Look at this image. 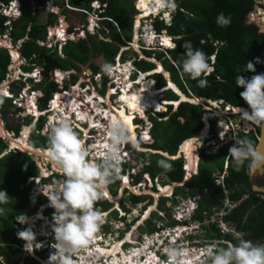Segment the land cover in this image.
Here are the masks:
<instances>
[{"label": "trees", "instance_id": "1", "mask_svg": "<svg viewBox=\"0 0 264 264\" xmlns=\"http://www.w3.org/2000/svg\"><path fill=\"white\" fill-rule=\"evenodd\" d=\"M9 1L0 0V3L8 5ZM18 1L21 4V14L17 18L12 20L5 13L0 12V35L8 33L14 45L20 44L21 56L27 60V64L23 65L25 72H29L35 66L42 67L43 79L35 85L37 89L35 93L39 95L38 105L41 109H46L51 92L57 89V84L54 81H49L51 70L68 71L75 69L80 71L79 63H87L90 58L89 54H92L95 58L98 53L104 56V65L111 66L114 64L121 48L116 42L123 45L124 42L119 35L111 41L108 40L106 30L117 24L122 37L130 41L133 35L134 16L128 14V12L131 8L135 13L137 12L135 0H92L89 2L90 4L88 0H68L69 6L77 8L80 12H84L82 10H87V8L91 9V3L94 4L97 1L106 7L100 13L101 26L97 34L89 33L88 39L80 37L77 41L68 40L62 47L63 55H60L57 45L47 47L41 44L47 41L48 28L57 19V15L50 12L45 23L39 20L41 10L39 8L34 10V1L43 3L46 0ZM176 4L177 7L172 14L170 24H166L159 17L153 21V27L158 34L161 31H166L169 36L173 37L175 46L167 51L171 53V57H167L163 49L158 51L145 49V55L150 58L155 54L158 59H162L164 69L170 72L171 81L188 96H190L189 91H191L197 97L204 96L214 100L224 99L228 105L248 107L240 97L243 89L236 87L235 77L240 74L246 78H251L253 75L264 73V32L260 30L257 24H251L245 20L246 15L255 10V0H176ZM60 10L58 7L57 12L60 13ZM74 11L77 10L74 9ZM221 14L229 20L226 26H220L217 23V18ZM62 22V26L56 27L54 25L52 31L63 35L61 28L64 29L66 25L63 20ZM71 31L72 27L69 29V32ZM186 42H190L194 49L203 51L208 57L209 65L213 67V71L203 77L207 80L206 87H199L197 81L190 79L181 71V62L185 53L183 45ZM92 44L95 45L94 48L91 47ZM125 54H127V51L122 54L124 59L126 58ZM213 55L215 56L214 61L212 60ZM257 58L260 59L261 63H256ZM249 61L255 64V73L243 72L244 66ZM11 63L8 48L0 47V85L6 79ZM134 64L137 72H149L155 69L156 66L155 63L145 58L136 59ZM90 68L95 69L93 64L90 65ZM70 76L74 83L77 80V75L71 73ZM152 77L156 81L157 88L166 86V78L163 74L153 73ZM29 80L32 81V79ZM107 81L108 77H106V73H103L104 89ZM24 86L25 82L22 80L11 82L10 89L14 98H1L2 113L14 106V99L21 94L20 90ZM167 93L168 100L177 99V95L171 90H168ZM66 94L67 92H59L55 95L53 93L52 99L64 100L67 97ZM34 98L28 97L27 102L32 104V111L35 114L39 109L35 106ZM172 108V106H168L166 113L149 114V121L152 123L153 143L148 148L162 150L168 152L171 156H175L183 141L201 132L204 127L202 117L206 110L202 105L191 104L187 101L181 102L177 110L170 114ZM44 124V117H41L33 126L31 139L27 140L29 145L48 148V137L40 132ZM21 126V124H18L14 127L17 133L20 131ZM28 127L30 126L25 127L23 131ZM215 130V122H212L211 132L217 138ZM17 137L19 136H15V138ZM240 137L242 142L250 141L255 146L256 138L251 135V132H241ZM231 147L232 144H227L221 147L217 154H207L206 147L202 146L197 175L188 180L185 185L176 186L172 199L163 198L159 204L160 210L165 211L170 216L173 208L166 207L165 201L171 200L173 204H177L179 201L177 196H186L188 188L195 187L201 196L196 217L202 219L203 212L219 205L226 195L237 199L242 194L250 192L252 187L247 170L252 162V157L244 160L237 169L234 167L233 158L229 154ZM7 148V140L0 135V190L6 191L10 197L7 203L0 204V208L3 209V213L0 214V264H19L20 255L23 253V240L19 238L17 229L23 231L27 228V224L21 225L17 217L21 214L27 217L32 214V210L27 207V187L21 191L20 186L27 182L28 177H38L40 171L32 159V155L19 149H13L2 155ZM138 155L143 159H148V163L143 165L136 175V182H140L143 174L146 173L149 174L154 183L156 179L162 178V185L181 182L184 179V159L182 157L170 159L159 153L148 151H139ZM161 159H165L172 164L170 171H165L157 165V161ZM226 160L228 161V168L224 185L216 184L212 174L216 172V169L218 172L223 171ZM127 166L130 165L122 166V173L127 171ZM44 181L46 182V179ZM120 184L121 178L108 186L115 194L117 189L120 188ZM20 195L24 196V201ZM144 196L129 192L128 199L136 205L144 200ZM98 206H103L106 211L112 204L105 200L102 195L94 203V208ZM123 209L126 213L130 211L124 206ZM52 211L53 208H50L49 212ZM154 217L162 219L163 215L153 212V217L145 220V224L138 227L139 230L146 233L159 231L160 228L154 223ZM111 218H117L116 210L111 212L109 219ZM120 219L124 220L125 217L121 216ZM228 219L236 225L244 240L255 244H264V202L249 199L237 207ZM168 224L172 226L175 222L170 221ZM102 226L105 229L110 228L108 223ZM205 229L206 232L203 238L206 240V244L213 243L215 246H226L227 244L218 242V240H232V237L224 236L214 225H206ZM125 231H121V237Z\"/></svg>", "mask_w": 264, "mask_h": 264}, {"label": "rangeland", "instance_id": "2", "mask_svg": "<svg viewBox=\"0 0 264 264\" xmlns=\"http://www.w3.org/2000/svg\"><path fill=\"white\" fill-rule=\"evenodd\" d=\"M90 1H92V0H88V3ZM68 3H69L68 0H46L43 3H37L34 1V10L38 9V8L41 10L40 19H39L41 22L45 23L47 21L48 14L50 12H53L55 15H57L56 22L54 24H51L48 28L47 41L44 43H41V44H44L47 47L52 46V43H54V41L56 40L55 33L60 35L58 32L52 31V28H54V25L56 27L62 26V24H63L62 20L64 21V23L66 25L67 31H69L70 27H72V31H71L69 37H70V39H72L74 41H77L80 37L88 39L89 33H91L93 35L97 34V31H98L97 28L98 27L96 26V28L92 30V23L89 24L90 19H89L88 14H85L84 12L74 11L73 7L69 6ZM98 3L101 4V2H97L94 4L91 3V7H93L90 11L91 14H92V12H94L95 9H97V13H99L100 9H99ZM16 5H17V3H15V6H13V8L9 11L10 15H14V16L17 15V6ZM53 5L56 7L53 8L52 7ZM6 7L7 6L0 4V12H3L4 9H6ZM58 7L62 10V11L60 10V13L57 12ZM139 7H140V3L137 4V0H135V8L139 9ZM53 9H55V10H53ZM87 10H88V8H87ZM82 13H84V14H82ZM168 13H170V15H171V11H169ZM168 13L166 15L167 19L169 17ZM154 15H156V13H154ZM137 16H139V15L134 14V22H136V23L140 22V20L137 21ZM90 17H92V16H90ZM151 17H153V16H151ZM151 17H146L140 22L141 27L138 28V34L140 33L141 36H140L139 40L138 39L136 40L138 42L137 46H135V34L137 33L136 26H134L133 35H132V38L130 41L126 38H122V35L120 34L119 28L117 25H115L113 28H108L106 30V33L108 35L107 39L112 40L114 37H117V35H119L124 42V45L120 44L121 48H123L127 51V54H125L126 58L124 59L123 57H121L120 62H126V63L121 65L123 67H122L120 73L115 74V72L113 73V71H111L112 73L104 72L102 70V66L104 65V56L99 54V53H98L97 57L92 58L89 66H86V63L85 64L81 63L83 65V67L80 69V71L72 69V70L64 71L62 73L61 71H58V70H57V72L51 70L49 81H54L57 84V90L53 91L54 95H55V93H59L62 90H67L68 92L66 94L67 97L64 100L54 99V101L55 100L58 101L57 102L58 108L61 109V111H59L60 112L59 114L52 116V115H49V112H47V113H45L44 116L39 117V119L41 117H44V120H45L44 127L40 131L41 134L48 137L49 128L54 123L55 119L57 121H62L63 119L66 120V118H67L68 121H70L72 123V120H70L69 116L66 114V112H68L70 110L69 109L70 106L68 104L69 97L73 100V102H76V101L82 102L84 104L82 107L87 108V115L82 116L84 118H91L89 116V114H91L90 106H95V104H96V106L99 108L101 113L97 112V110L95 109V111H93L92 114L94 116L96 115V117H94L95 121L102 123V126L99 127V125H98V129H96V127H90L86 132H84V134L77 131L76 127H73V128L77 132V134L80 136L82 141H84L83 143H84L85 147L89 151L93 152V153L89 154V157H88L89 162H91V163L99 162V160H97L96 158H97V156L101 155V152H102V150H101L102 147H100L101 143H105V144L108 143V136H107L108 126L112 120L116 119V118H114V115L112 113V109H114V107H116V106L118 107L119 105H121L119 100H120V95L122 94V92L124 91V88H125V81H129L128 76H130V78H132V80H134L133 79L134 75L137 72L134 61L136 59L145 58L146 60L155 63V61H153V59H157V61L162 64V59H158L155 54L152 55L153 57L149 58L145 55L144 50L142 49L144 47H149L152 45L151 41L153 39L151 38L150 34H151V30H152L151 26H152L153 21L150 19ZM263 17L264 16L260 15V12H258V15L256 17V22L254 23L260 27V30L262 32H264V23L262 22ZM94 18H96V16ZM171 21H170V23H171ZM154 33H155V31H154ZM164 34H167V32L161 31L160 35H156V36H161V38H162V35H164ZM152 37H153V35H152ZM161 38H159L160 41L162 40ZM170 43H171L170 45H166L165 42L164 43L162 42V45L164 47L158 43H155L154 44L156 46L155 51H158L162 47V49L166 52L165 53L166 56L169 57L170 53H168L167 51H168V49L174 47V45H172L171 41H170ZM63 44H64V42L62 41L61 45H63ZM61 45H60V47H61ZM9 46L10 47L13 46L12 47L13 49L19 50L20 44H18L17 46H14V44H11V39H10V36L8 33L4 34V35H0V47H8L9 48ZM91 47L94 48L95 45L92 44ZM59 49H58V51L60 53L61 49L60 50ZM8 50L11 52V54H13L12 50L10 48ZM61 55H63V54H61ZM13 61L14 60H12V63L9 66V72L7 74L5 81H3L0 85L2 87V84L3 85L5 84L3 89H0V92L2 91V93L6 94V95L9 93V95H10L9 97H11L12 92L10 89V85H11V82H13V81L19 82V80H22L25 82V86H24V88H22L20 90L21 94L19 95L18 101H16V102L14 101V104H13L14 106L10 107L5 113H2V108H1L2 105L0 102V125L2 124L5 128V130H7L8 133L12 134L13 137L20 136V134L23 132V129L27 126H30L29 131H27L23 135V136H25V139L28 138L27 140H30L31 135H32L33 126L38 121L35 122V124H34L35 118L32 119V116L29 115V114L33 113V111H32V108L30 107V103L27 102V99H28V97H35L34 102L38 105L39 95L35 93V91L37 90L35 88V85L37 82H39L40 80L43 79V74L41 73L42 67L37 66L38 67L37 69H35L36 67H34L31 70L32 73L28 72V73H30V74H28V73H25L24 68H23L24 67L23 65L27 64L26 59H24L23 57L20 56V59L16 63V67H14L15 62H13ZM92 64L94 65L95 69L90 68V65H92ZM211 68L213 69V67H211ZM54 70H56V69H54ZM71 73H74L77 75V80H75L74 83H73V80L70 76ZM103 73H106V77H108V81L106 83L105 89L103 87ZM114 74H115V77L113 76ZM28 75L35 77V81L29 80ZM56 75H58L59 77ZM138 75H139V73L137 72L135 79L137 78ZM152 75L153 74H151V76H149V78L151 80H153L152 86H153V88H157L156 81L152 77ZM112 76H113V78H112ZM136 81L134 83H132V82L131 83L134 84L133 87L137 88V87H139V84H137ZM167 82L168 81L166 80V84H167ZM6 83H7V85H6ZM116 84H118V86L120 87V88H118L117 91L112 89L113 86H115ZM85 85L89 86V90H86L88 88V86H86L85 88H81V86L84 87ZM89 91H91V92H89ZM167 91L168 90H164L161 94H159L157 96L156 102H154V106H153V108L155 110L152 108L147 109L148 107H146L142 110H136L132 113V115H133L132 119H134L133 120L134 124H135V126H137V129L135 127L136 130L135 129H132V130H134V133L136 132L137 141H138L137 143L139 146H138V148H133L131 144H126V146L124 148V150H126V152H125V156L121 158L120 169L124 165H130V166L126 167L127 171L125 173H122L120 171L119 175L121 177V184H120V188L117 189L116 193L114 194L109 186L106 187L108 189V191L110 192V195L112 197L110 200L109 199H105V200H108L109 203L112 204V206L106 211L104 210L103 206H98L97 208H95L96 210H98L100 212L101 216L103 217V221H104L103 224L108 223L110 228L105 229L102 226L103 231H101V229H100V231L96 234V236L102 237V239L98 240L97 238H94L92 244H90L88 246V250H90L92 252H93V249L98 250L100 248H104L106 250H111V248L116 243L117 244L121 243L124 251L120 250L122 248H120L117 251L118 256L121 257L123 253L131 254L135 249L136 250H138V249L142 250L144 248L145 242H147L148 240H150V242H152L155 239V240H157L158 243L157 242L153 243L152 247L151 246H150L151 248L149 247L150 249L147 248V249H145V252H143V256H142V258H140V260H142L143 262L147 261L148 257L150 256V252H152V251L154 252V254L157 253L156 257L158 259H159V257H161V259L162 258L165 259L166 254L163 253V250L166 249L167 247H169V245L170 246L180 245V247L185 248L186 250L189 251V254L192 258V261H194L195 259L193 258V255H195V253H196L195 251H197L198 248L200 247V245L198 247V244H200L202 242L204 243L203 238L198 239V240H196L197 239L196 238V239L190 240L189 242L184 241L183 243H180V244H177V243L176 244H170L169 241L171 240V237L169 239L168 236L171 232L169 233L168 230H169V227H171V226H169L170 224H168V223L170 221H174L175 222L174 225L175 226L178 225V223L174 220V219H176L174 216L176 205L173 204L171 200L165 201L166 207H172L173 208V210L171 211V214L173 215V217H169L168 214L165 213V211L160 210L159 204L161 203L163 198L172 199L173 195L171 197L169 195L171 194L174 185L172 186L171 184H168L169 186H172V190H171L170 194L169 193H167V194L161 193L157 197L155 195L158 194L159 191L154 190V189L158 188V186H159L160 190H161V188L164 189V185L161 184V182L163 181L162 178L156 179L155 183H154L153 181H151V182L146 181L147 176H149V175L143 174L142 180L140 182H136V175L140 172L143 165L148 163V159H143L142 157H140L138 155L139 151L147 152L146 150L151 149V148H148L149 145L152 143V139H148L149 135L152 138V135H151L152 123L149 121V114L150 113H154V114L155 113H166L168 111V109L165 107V104L162 103L165 100H166V102L169 101ZM63 92L64 91H62V93ZM190 92L191 91H189V94H190ZM51 94H52V92H51ZM193 96L195 98L197 97L194 94H193ZM189 97H191V96H189ZM194 97H192V98H194ZM1 98H2V96L0 95V100H1ZM93 99H94L95 103H94ZM50 100H52V98H50L48 100L46 108L50 105ZM216 100H220L221 103L218 104V102H217L218 105H214V106L208 105V104L203 103V102L200 103L202 105V107L206 110V112L203 114V117H202L203 122H204V127L202 130H204L206 128L208 130V133H207V137L205 139H203L202 143L197 145L199 153H200V150L203 146V143L206 147L212 146V144H213L212 138L214 137V134L211 132L212 122H215V126H216L215 133L217 135L216 137H218V135H221L218 133L222 132L224 130L223 126L228 131H229L230 127L233 129L232 131H230V134L228 133V131L225 130L227 132V134L223 136L224 139L213 144V147L211 149L214 153H218L220 148L224 147L227 144H232V146H233L234 143H237V144L241 143L242 142V138L240 137L241 132L249 133L248 129L245 128V124L242 120V118H243L242 112L239 111V112L234 113L235 111H233V110L235 108L234 109L231 108V106H233V105H231V104L227 105L228 103H226L224 99H216ZM176 103H178V102H176ZM178 106L172 108L173 112L177 110ZM219 106L222 109H220ZM228 107H230L231 109ZM237 107H239V106H237ZM19 108H21V110H19ZM54 108H55V106H54ZM39 109H40V107H39ZM220 111H225V112L222 113L223 115L222 114L220 115V114H218ZM53 112H54V110H53ZM135 114H136V117L134 118ZM235 118L238 120L235 121ZM85 121H89L91 123L92 120L90 119V120H85ZM18 124H21L22 126H21L20 131L17 133V131H16V129H14V127L17 126ZM80 124L84 125V123H82V121L80 122ZM96 124H98V123H96ZM91 125L92 124H90L89 126H91ZM229 125H230V127H229ZM248 125H251V127H253L252 123L249 121H248ZM79 127H82V126L79 125ZM131 127L132 126H130V128ZM102 128L104 131L102 130ZM132 128H134V127H132ZM139 133H140V136L138 135ZM0 134L3 135V132L1 131V129H0ZM102 134H104V135H102ZM197 135L198 134H196L195 136H197ZM3 136L7 140V142H9L7 137L10 135H7V136L3 135ZM104 136H106V137H104ZM195 136H193L194 138L193 137L192 138L198 140L197 137L199 135L197 137H195ZM188 140H190V139H188ZM183 144H182V146H183ZM182 146H181V151H183L182 153L184 154L183 158H186V160H187L186 150L182 149ZM11 147H16V146L12 144ZM122 147H123V145H121V148ZM22 152H24V151H22ZM32 159L35 161V164L38 165V169L40 171V173H39L40 176L43 177V175H44L46 177L45 179H46L47 185L41 186V184L39 183L40 180L38 178L36 180H34L32 183H29L31 178L30 179L28 178L27 182L24 185L20 186L21 191L25 190V188L27 187V193H28L27 207L29 210H32V212H31L32 216L31 215L28 216L29 222L27 223L26 229H30L31 226L33 228L35 227L34 229H32V231L34 232L36 239L31 242V251L30 252L33 255H31L30 252H27L25 250L26 249L25 248L26 242L23 241V244H22L23 253H21V255H20L21 257H20L19 264H23V263H26V264H46L47 262L51 261L52 257L55 256L53 254H55V251H56V241L54 240V233H53V227H54L53 214H54L55 210L53 209L52 212H49V209L52 207L50 206V201H49L48 197L56 192V189L58 188L60 183L64 180V176L61 172L55 171V170H57V168L48 159L44 158L43 156L33 154ZM211 163H210V165H211ZM215 171H217V169ZM125 174L127 175V177H124ZM188 175H189V173H188ZM127 180H129V184L127 186H124V182ZM174 183H177V182H174ZM160 186H162V187H160ZM36 187H38V188H36ZM174 188H175V186H174ZM114 190H116V188H114ZM129 192L134 193L136 195H145L144 196L145 198L142 202L135 205L128 199ZM155 192H158V193H155ZM160 192H162V190ZM103 196L107 197V194L105 193ZM20 197H21V199L23 198V201H24V196L20 195ZM114 197H116V199H113ZM181 197L183 198L182 199L183 201L185 199H187V198L184 199L185 196H178L177 198L180 200ZM37 199H38V201H36ZM37 204L38 205L42 204V205L38 206V208H37ZM123 206L130 210L129 213L125 212V209H123ZM116 208H118V209H116ZM149 208H152V210L150 211V214L145 217V214ZM113 210H116V211L118 210L117 211V218L109 219V216ZM153 212H157L161 216L163 215L162 219L154 217V223H156L157 226L161 227V230L159 231L160 232L159 236H156L157 234H146L145 232L140 231L138 228L141 224H145V220L153 217ZM121 216H124L125 219L121 220L120 219ZM41 218H43L42 222L37 221L38 219H41ZM185 219H186V217H185ZM195 219H197V218L195 217ZM52 222H53V224H52ZM190 226H192V225H190ZM124 230H126V231H125L124 235L121 237V231H124ZM17 231L20 232L19 229H17ZM130 233H131L132 238H130ZM195 234H197V232H195ZM161 235L163 238L160 237ZM165 238H166V240H163ZM51 239H53V242L48 243L47 241L48 240L51 241ZM160 239H162L163 242ZM129 242H131L132 244ZM163 245H165V247L161 249V247ZM188 247H190V248H188ZM82 252H84V251L78 252L77 254L73 255L74 257L73 258L71 257V260H73V261L79 260L80 257L83 256V254H84ZM118 258L115 256H111L109 258V260L111 262L112 260H115ZM133 258H136V256L135 257L133 256ZM109 260L105 261L104 259L100 258V260H98L97 263L107 264ZM58 261H59V259H58ZM206 261H205V263H206ZM111 263H113V262H111ZM58 264H60V261L58 262Z\"/></svg>", "mask_w": 264, "mask_h": 264}, {"label": "clouds", "instance_id": "3", "mask_svg": "<svg viewBox=\"0 0 264 264\" xmlns=\"http://www.w3.org/2000/svg\"><path fill=\"white\" fill-rule=\"evenodd\" d=\"M15 3H17L16 5L17 15L16 16L10 15L9 13V11L13 8V6H15ZM2 5H5V4H2ZM5 6L7 7L6 9H4L3 13H5L10 19H15L21 14V8H20L21 4L18 0H10L8 5H5ZM156 6L163 9L162 11H160V13H161V16H164V14L168 13L169 11H171V14H173V12L175 11L177 7V4H176V0H157ZM52 7L54 8L56 6H52ZM100 7L102 8V3L99 4V9H100L99 13H97V9H95L94 12H92L91 14L90 11L93 7H91V9H88V10H82L84 11V13L88 14L89 19H90L89 24H91V21H92V30L95 29L96 26L98 27L97 29H99L101 26L100 13L102 11ZM73 9L80 12L75 7ZM90 16H92L93 18ZM95 16L96 18H94ZM154 17L157 18L158 16L156 15ZM217 23L220 26H226L229 23V20H227L223 16V14H221L217 18ZM153 30L155 31V33ZM70 33L71 32L67 31V29H66V34L58 35L57 33H55L56 40L54 41V43H52L51 47L57 45L58 49L59 48L61 49V52L59 53L60 55L62 54V47L66 44L68 40H72L69 37ZM150 35H151V38L153 39L151 41L152 48L150 49L155 50L156 48V46L154 45L155 43H158L161 46H163L162 41L159 40L161 36H156L160 34L157 33V31L155 30L153 26H152ZM62 41L64 42L63 45H61ZM11 44H13L12 41H11ZM183 47L185 49V53H184V58L181 62L182 73L187 75L190 79L197 81L199 87L201 88L206 87L207 80L206 78H203V77H206L207 74L213 71V69L211 68L212 66L209 65L207 55L199 49H194L190 42H186L183 45ZM9 48L11 49L12 47H9ZM150 49L147 48V50H150ZM10 55L12 56L11 60H13V54H11V52H10ZM20 56H21V53H20ZM213 56H212V60L214 61L215 56L214 58ZM121 63L125 64L126 62H121ZM256 63H261L259 58L256 59ZM35 67H36L35 69L38 68L37 66ZM57 70H60V69H56L53 71L57 72ZM102 70L106 73H110L112 71L111 66L107 64L102 66ZM29 72H31V70ZM243 72L255 73L256 72L255 64L251 61L247 62L246 66H244L243 68ZM25 73H28V72H25ZM138 73L140 75L139 71ZM160 74L164 75V73H160ZM139 75L137 76L136 79L139 78ZM135 76H136V73L133 78L134 80H136ZM28 78L32 79V81H35V77L33 76H29ZM235 85L237 88L243 89V91L240 93V97L248 105L249 110H241L244 119H246L247 121L255 125L264 126V73L253 75L251 78H246L243 75L237 74L235 77ZM165 87L166 86L162 88H157V89L161 90V89H164ZM166 90H171L177 96L179 94L173 88H168ZM179 90L183 92L180 88ZM52 94L50 98H52ZM1 96L8 97V98H14L12 93H11V97H9L10 96L9 93L7 95L2 93ZM18 99H19V96L15 98L14 101L16 102L18 101ZM52 100H50V105L46 109H41V108L39 109V105L35 103L36 108L39 109L40 113H43V114L39 116H35L34 112L29 114L31 116L33 115L32 116L33 119L35 118L34 124L35 122L38 121L39 117L44 116L45 113L49 112V115H52L54 113ZM175 100H178V99H175ZM168 106L173 107L174 103H171V101H167V104H165V107L168 109ZM233 107H237V106H233ZM242 107H245V106H242ZM73 113H71L72 116L69 117L70 120H73ZM202 121H203V118H202ZM83 123L86 124V121H83ZM136 129H137V126H136ZM0 135L4 137L2 134ZM138 135L140 136V133ZM107 136L109 138L108 143L102 145L101 155L97 156L96 158L97 160H99V162L91 163L89 162L88 157H89V154L93 152L89 151L85 147L82 139L77 134V132L74 130L72 123L70 121L62 120L59 122L55 119L54 123L49 128L48 149L46 153L47 159L64 176V180L60 183V185L56 189V192L48 197L50 201V206L55 210L53 214V219H54L53 233H54V240L56 241V251H55V254L53 255H56L59 258L60 264H71V257L77 254L78 252L87 251L88 246L92 244L94 238H97L98 240L102 239V237L96 236V234L102 228L104 221H103V217L101 216L100 212L94 208V203L98 198H100L102 195L105 194L103 190L106 189L108 185L114 183L115 180L121 178L119 175L121 171L120 162H121V158L125 156V152H126V150H124L125 148L124 144H131L133 148H138L139 146L137 141L133 138L132 131H131V128H130V125L127 119L124 117L114 119L110 122L108 126ZM214 138L215 137H213L212 139ZM218 138H219V135L217 139ZM148 139H152L150 135ZM218 140L220 141V139ZM185 141H187V139ZM185 141H183L182 143H184ZM152 143H153V139H152ZM121 145H123L122 148H121ZM203 146H205L204 143H203ZM212 147L213 145L206 147L205 151L207 154H217L214 152H211V153L207 152V151L212 150L211 149ZM150 150H153V149H150ZM229 154L233 158L234 167H236L237 169L244 162V160L248 159L249 157L257 158V159L259 158L258 153L256 152L253 144L250 141H244L239 144L234 143V145L229 150ZM176 156L177 154L171 157H176ZM181 157L182 158L184 157L183 153L181 156L176 157L174 159L181 158ZM183 159H184L183 169L185 171L184 179L188 181L192 179L198 173L200 153L198 152L197 172L195 173L193 171V173L190 174L191 176L188 175V172H186V169L184 168L186 164V158H183ZM157 165L161 167L162 169H164L165 171H170L172 169V164L169 163L165 159H161L157 161ZM227 168H228V161L226 160L223 171L226 170L227 172ZM223 171L221 172L216 171V172L222 173ZM187 176H190V177L187 178ZM124 177H127V175L125 174ZM37 178L40 180L39 183L41 184V186L47 185L46 182L44 181L46 177L39 176ZM146 181L151 182L152 179L149 176H147ZM177 183H180V182H177ZM173 184L175 183L172 182L171 185L173 186ZM216 184H219V183L216 182ZM220 184L224 185V180H223V184L222 183ZM167 185H164V186H167ZM178 186H182V185H178ZM154 190L159 191L160 190L159 186L158 188H155ZM173 192H174V186H173L171 195H173ZM155 193H158V192H155ZM194 194H199L197 192V188L195 187L189 188L188 194L186 195L187 197L186 196L184 197V199L187 198L185 199L186 204H188V200L191 199L188 197H192ZM9 198L10 197L8 196L6 191L0 190V204L7 203ZM200 199H201V196L199 198V201ZM199 201H198V209H199ZM198 209L196 210V212L198 211ZM2 213H3V209L0 208V214ZM195 217H196V214H195ZM17 220L21 225H25L29 222V218L23 214L17 217ZM42 220L43 218L38 219L37 221L42 222ZM175 221L178 223V226L172 225L171 227H169V230H168L169 233L171 232L168 236L169 239L171 237V240L169 241L170 244H176V243L180 244V243H183L184 241L189 242L190 240L194 238L195 239L197 238L196 240H198L200 229L198 227H195V224H196L195 220L191 218L189 219L188 217H186V219H184L183 221H178V220H175ZM183 225H186L187 227H189V229L183 228L182 227ZM158 227L160 228V226ZM175 227H177L178 229H176V231L174 232L171 229ZM34 228L31 226V229H25L18 233L19 238L26 242L25 248H26V251H29V252L31 251V242L36 239L35 234L32 231V229ZM195 232H197V234H195ZM154 234H157L156 236H159L160 232L157 231ZM203 234L205 235V233ZM173 237H174V241H172ZM163 240H166V238ZM238 241L239 242L236 244H227L226 246H219V245L215 246L213 243L206 244V240L204 239V243L202 242L198 244V245H201V247H199L200 249L198 248V250L195 251L196 252L195 255H193V258L195 259L194 261H191L192 258L188 250H186L183 247H180V245H173V246L169 245V247L164 249L163 252L164 254L168 256L170 264H190V261H191V264H264V244H255L251 241L244 240L242 238H238ZM47 242L52 243L53 239H51V241L48 240ZM218 242H221V241L218 240ZM211 245L214 247L208 248V246H211ZM164 247L165 245H163L161 249ZM121 248H122V245H121ZM93 256L95 258H98L99 256L98 250L93 249ZM160 258L161 257H159V261H160ZM93 264H95V261H93Z\"/></svg>", "mask_w": 264, "mask_h": 264}, {"label": "bare ground", "instance_id": "4", "mask_svg": "<svg viewBox=\"0 0 264 264\" xmlns=\"http://www.w3.org/2000/svg\"><path fill=\"white\" fill-rule=\"evenodd\" d=\"M156 5H157V0H140L139 10L141 12V15L137 16V21L140 20V22H141V18L142 17H146L148 15H151V14H154V13H157V12H160V11L163 10V9L157 7ZM263 14H264V12H263ZM140 22L136 23V25H135L136 26V31H137V33L135 34V46H137V43H138L136 40L139 37L138 28L140 26ZM262 22L264 23V17H263V21ZM169 38L170 37L167 34H164V35H162V38H161L162 40L161 41L163 43L165 41H167V43H165V44L166 45H170L171 43H170V39ZM11 50H12V53H13V60H14L13 62H15V66L14 67H16V63L20 59V53L16 49L11 48ZM153 61H155V63L158 64V67H157V71L156 72L160 71V73L163 72L164 75L166 74V76L168 77L169 84L167 82V84H166L167 86L164 89H161V90H158L157 88H153V86H152V81L153 80H151L149 78V75L150 74L149 73L142 72L140 74L138 80L136 81V83L139 84V87L136 88V87H133L134 84H132L130 82V80H129L130 78L128 77V80L129 81H125L124 91L120 95V100L119 101H120V104L121 105H119L118 107L117 106L114 107V109L111 108L112 111H113V113H114V115H115V117H116V119L117 118H120V117H124V118L127 119L129 125H132L133 126V120L134 119H132L133 118L132 113L134 111H136V110H142V109H144L146 107H148L147 109H149V108L154 109L153 106H154V102H156L157 96L159 94H161L164 90L168 89V88H173L174 90H176L178 93H180L181 98H182V99L178 100V103H176V105L174 104L173 107H177L180 104V101L187 100L188 98H190V97H186V95L179 90L178 86L175 83H173V81H171L170 72L166 71L164 69L163 65L160 62H158L157 59H153ZM58 71H60V70H58ZM56 76H58V75H56ZM28 77H29V75H28ZM6 85H7V83H6ZM4 86L5 85H3L2 87H0V89H3ZM1 94H2V91L0 92V95ZM191 100H193L195 102H200L201 101V99H197L195 97H194V99H191ZM169 101H176V100H169ZM52 103H53L52 105L54 106L56 104V100L55 101L52 100ZM162 103L163 104H167L166 101H164ZM68 104L70 106V108H69L70 110L68 109L69 111L66 112V114L69 117L71 116V113H73L75 111L77 113V117L78 118H82L83 120H90L91 119L92 120L91 121V124H92L91 127H93V126L94 127H98L99 123L95 121L94 117H96V116H94L93 114L92 115L89 114V116L91 118H84V117H82L83 115H87V108L82 107L84 104L79 105L77 102H73V100L71 98L68 100ZM214 105H217V102H214ZM228 108H230V107H228ZM244 109H246V108H243V107L240 106V107L235 108L233 111H235L234 113H236V112H239V111L244 110ZM223 112H225V111H220L218 114L221 115ZM59 113H60L59 111H55V113L52 114V116L53 115H57ZM42 114L43 113H40V111H37L35 113V116H39V115H42ZM134 116H136V114ZM63 120H65V119H63ZM66 120H68V119L66 118ZM86 123L89 124L90 122L89 121H86ZM96 123H98V124H96ZM229 127H230V125H229ZM0 129L3 132V135H5V136L10 135L8 137L10 138V145L11 146L13 144L16 147L20 148L21 150H27L28 152L34 153V154L39 155V156H43L44 158L47 159L46 153H47V149L48 148L47 149L40 148V147L38 148V147H35L33 145H29L28 142L25 140V136H23V135L25 134V130H27V129H25L23 131V133H21V135L19 137H17V138L13 137L10 133H8V131L5 130V128H4V126L2 124L0 125ZM29 129H30V127H29ZM132 129L133 128H131L133 138L136 140L134 130H132ZM230 129H231V127H230ZM206 130L207 129L205 128L203 130L204 132L201 135L202 141H203V139L206 138L205 137ZM195 141H196L195 139L191 138L190 140L186 141L184 144L182 143L183 146L181 145L182 146V149L186 150V153H187L186 154V157H187L188 163L186 162V165H187V169H188L189 175L192 174L193 171L196 170V166H197V163H198V155L196 153L197 152V145L198 144ZM199 142H201V141L199 140ZM103 144H105V143H101V146L100 147H102ZM180 150H181V148H180ZM182 152L183 151H181V153ZM43 177H45V176L43 175ZM128 184L129 183L127 181L124 182V186H127ZM167 186H164V189L161 188L162 192H160L161 190H159V193L156 194L155 196L158 197L161 193H163V194L169 193L170 194V192L172 190V186H169V185H167ZM160 187H162V186H160ZM103 191L107 194V197L110 200L112 196L110 195V192L108 191V189L106 188ZM113 199H116V197H114ZM151 210H152V208H150L146 212L145 217L150 214V211ZM30 229H31V227H30ZM160 237H162V235ZM174 237H175V235H174ZM174 237L172 238V241H174ZM130 238H132L131 233H130ZM160 240L162 241V239H160ZM155 242H157V240H155V239L152 242H150V240H148L147 242L144 243V248L142 250H139V249L136 250L135 249L131 254L123 253L121 257H119L118 254H117L118 253L117 251L121 248V243H119V244L116 243L111 248V250H106L104 248L98 249L99 250L98 251L99 252L98 258H95L93 256V252L92 251L87 250V251L82 252L84 254H83V256L80 257L79 260H77V261L71 260V264H93V261H95V264H99V263H97V261L100 258H104L105 260H109V258L111 256H115V257H117V258L119 257V258L118 259H115V260H112L111 262H113V263H111L110 260H109L107 264H157V262L159 261V259L156 257L157 256L156 255L157 253L154 254L153 251L150 252V256L148 257V259H147L146 262H143L142 260H140V258H142V256H143V252H145V249H147L150 246H152L153 243H155ZM120 250H122V249H120ZM133 256L134 257L136 256V258H133ZM58 259L59 258L55 255L54 257H52L51 261L47 262L46 264H58V262H59ZM191 261H190V264H191ZM159 262L160 263H163V262H161V260Z\"/></svg>", "mask_w": 264, "mask_h": 264}, {"label": "built area", "instance_id": "5", "mask_svg": "<svg viewBox=\"0 0 264 264\" xmlns=\"http://www.w3.org/2000/svg\"><path fill=\"white\" fill-rule=\"evenodd\" d=\"M255 10L250 12L249 14H247L245 20L248 23H255L256 22V17L258 15V12H260V15H263L264 12V0H255ZM141 15V14H140ZM156 15L161 19L164 20V22L166 24H170V21L172 19V14L170 15V13H168L169 17L167 19L166 15L167 13L164 14V16H161L160 12H157ZM156 15H148V17H151L150 19L152 21H154V16ZM146 18V17H142L141 21ZM170 18V19H169ZM170 20V21H169ZM153 26V23H152ZM151 26V27H152ZM141 27V25L139 26ZM62 34H66V28H62ZM140 34V33H139ZM170 41L173 42V37H170ZM172 45H175L174 43H172ZM144 48H152V46L149 47H144ZM125 49L121 48L119 53L117 54L116 58H115V63L111 66V69L113 71V73L115 72V74L120 73L121 69L123 66L121 61V57H122V53ZM214 58V56H213ZM125 66V65H124ZM136 67V66H135ZM137 69V68H136ZM140 72V71H139ZM112 73V72H110ZM141 73V72H140ZM115 74L113 75L115 77ZM112 76V78H113ZM130 78V76H128ZM130 82L134 83L136 80H132V78L129 79ZM88 86V85H87ZM89 88V86H88ZM88 88L86 90H88ZM118 88H120L118 86V84H116L115 86H113L112 89L114 90H118ZM65 93L68 91H64ZM219 138L220 140H223V136L227 134V132L225 130H223L222 132H219ZM149 137V136H148ZM217 138L212 139L213 144H215L216 142H219ZM218 140V141H216ZM212 144V145H213ZM208 153L213 152L212 150L207 151ZM184 168L186 169V172H188L187 169V165L185 164ZM195 173L197 172V166H196V170L194 171ZM227 175L226 170L223 171L222 173H215L213 174L215 181L217 183H222L223 184V180L224 177ZM170 196H172L170 194ZM191 198L188 200V204L185 203V200L183 201L182 197L179 200V202L176 204V209H175V220L178 221H183L185 219V217H188L189 219H195V212L198 209V201L200 198L199 194H194L192 197H188ZM249 199H257L260 202H264V192L263 191H258V190H251L250 192H246L244 194H242L240 197H238L237 199H233L230 198L228 195H226L219 203V205L214 206L212 209L210 210H206L203 212V218L202 219H195V227H198L200 230V233H205L206 229L204 226L208 225H214L217 230H219L224 236H230L232 237V240H227V239H222L221 242L225 243V244H236L238 243V238H242L240 232L238 231L236 225L231 222L228 217L229 215L237 208L239 207L241 204H243L245 201L249 200ZM194 213V214H193ZM178 226V225H176ZM185 229H189V227H187L186 225L182 226ZM176 229H178L177 227L172 228V231H176ZM243 239V238H242ZM234 241V242H233ZM209 247H214V246H208Z\"/></svg>", "mask_w": 264, "mask_h": 264}, {"label": "water", "instance_id": "6", "mask_svg": "<svg viewBox=\"0 0 264 264\" xmlns=\"http://www.w3.org/2000/svg\"><path fill=\"white\" fill-rule=\"evenodd\" d=\"M116 43L118 45H120L118 42H116ZM18 52H19V50H18ZM169 57H171V53H170V56ZM91 60H92V55H90L89 61L86 63V66H89ZM79 65H80L81 68L83 67V65L81 63H79ZM156 67H157V64H156ZM153 70H151V71H153ZM155 70H157V69L155 68ZM151 71H149V72H151ZM164 76H165L166 80L168 81V77L166 75H164ZM190 96H191L190 98H188L187 100H183V101H187V102H190L191 104H196V105H201L200 103L203 102V103H206V104L212 105V106H214V102H218V104L221 103L220 100H213L211 98L204 97V96H202V97H196L198 99H201V102H195V101H191L192 97H194L191 92H190ZM180 98H181L180 97V94H178V100H180ZM183 101H180V103L183 102ZM219 108H220V106H219ZM231 108L234 109V108H237V107L231 106ZM243 108H246V107H243ZM246 109H248V108H246ZM170 113H173V110ZM237 120L238 119L235 118V121H237ZM247 129L249 131L251 129V127L250 128L248 127ZM7 139L9 140V142H8V148L3 152L2 155H5L6 153L10 152L13 149H19V150H21L18 147H11V145H10V138L7 137ZM180 148H181V146L178 149V152H177V156L176 157H179V156L182 155ZM255 150L258 153V157L259 158L258 159L257 158H252V162L250 163L249 168L247 170L248 173H249V181H250V184H251V187H252L253 190H258V191H263L264 192V126L261 127V133H260V135L258 137V143L256 145ZM21 151H24V152H26L28 154H31L32 156L34 154V153H31V152H28L27 150H21ZM146 151L153 152V153H159V154H161V155H163V156H165L167 158H170V159L176 158V157H171V155L168 152H164L162 150H150V149H148ZM186 182H187V180L184 179L182 182L175 183L173 185L174 186L184 185ZM157 264H163V263H160L158 261Z\"/></svg>", "mask_w": 264, "mask_h": 264}, {"label": "flooded vegetation", "instance_id": "7", "mask_svg": "<svg viewBox=\"0 0 264 264\" xmlns=\"http://www.w3.org/2000/svg\"><path fill=\"white\" fill-rule=\"evenodd\" d=\"M138 3H140V0H137V4ZM104 7H106V6H102V8H101V11L103 10V8ZM138 8V7H137ZM136 13L134 12V10H133V8H131L130 10H129V12H128V14H130V15H133L134 16V14L136 15H138V13H139V10H137L136 9ZM264 15V14H263ZM91 23H92V21H91ZM136 23V22H135ZM136 25V24H135ZM140 36H141V34H139V37H138V40H139V38H140ZM121 49V48H120ZM143 50H145V48H142ZM89 55H92V54H89ZM144 57V56H143ZM92 58H93V56H92ZM157 67H158V64H157ZM157 67L155 66V68L157 69ZM157 70H154V71H152L153 73H157L156 72ZM152 72H149V76H151V74H153ZM159 73H160V71H158ZM144 73H146V72H144ZM161 73H163V72H161ZM168 84H169V82H168ZM87 85H85L84 87H82L81 86V88H85ZM167 86V85H166ZM57 90V89H56ZM62 91H67V90H62ZM61 91V92H62ZM52 93H53V91H52ZM180 97H181V95H180ZM187 97V96H186ZM96 98V97H95ZM50 99V98H49ZM69 99H70V97H69ZM177 99H178V96H177ZM180 99H182V98H180ZM192 99H194V98H192ZM54 100V99H53ZM93 101H94V99H93ZM191 101H193V100H191ZM58 101L56 100V104L54 105L55 106V108H54V106H53V110H54V112L55 111H61V109L60 108H58V103H57ZM79 105H82L83 103L82 102H78V101H76ZM176 102H178V100H176V101H174V102H172L171 101V103H176ZM54 103V102H53ZM94 103H95V101H94ZM106 104V103H105ZM176 105V104H175ZM30 107H32V104H30ZM246 107V106H245ZM68 108V107H67ZM66 108V109H67ZM248 108V107H247ZM94 109V110H93ZM95 109L97 110V112H100V110H99V108L96 106V104H95V106H90V111H91V114L93 113V111H95ZM244 110H247V109H244ZM249 110V109H248ZM101 113V112H100ZM99 113V114H100ZM112 113H113V111H112ZM54 114V113H53ZM113 115H114V113H113ZM33 116V115H32ZM96 116V115H95ZM136 116H134V118H135ZM114 118H116L115 117V115H114ZM33 119V118H32ZM242 120H243V122H244V124H245V128H248V127H251V125H248V121L246 120V119H244V117L242 118ZM82 121V123H83V119H81V118H77V113L76 112H74L73 113V120H72V125H73V127H76V129H77V131H79L80 133H83L84 134V132L87 130V129H89L91 126H89L91 123H89V124H85L84 123V125H82V124H80V122ZM85 121V120H84ZM99 123V122H98ZM79 125H81L82 127H79ZM100 126H102V123H99V127ZM104 126V125H103ZM130 126H132V125H130ZM252 126L253 127H251V129L248 131V132H251V135H253V136H255V138H256V143H255V146H254V148H256V145H257V143H258V137H259V135H260V133H261V127L262 126H258V125H255V124H253L252 123ZM132 127H134L133 129H135V124H134V121H133V126ZM131 127V128H132ZM224 128V130H226V131H228L225 127H223ZM96 129H98V127H96ZM136 130V129H135ZM233 129L231 128H229V131H228V133L230 134V131H232ZM27 131H29V127L27 128V130H25V133L27 132ZM204 131L202 130L196 137L198 138V140L197 139H195L196 141V143H198V145L200 144V143H202V137H201V135H202V133H203ZM207 133H208V130H206V134H205V137H207ZM104 137H106V136H104ZM135 137H136V141H137V135H136V132H135ZM27 139L28 138H26L25 140L27 141ZM109 139V138H108ZM199 140L201 141V142H199ZM138 142V141H137ZM125 146H126V144H124ZM39 148V147H38ZM197 155H198V146H197ZM187 163H188V160H187ZM38 166V165H37ZM40 176V175H39ZM38 176V177H39ZM189 177V176H188ZM29 179H30V181H29V183H32L34 180H36L37 179V177H28ZM27 178V179H28ZM127 182L129 183V180H127ZM104 197V196H103ZM104 199H109V198H106V197H104ZM37 201H38V199H37ZM40 205H42V204H37V208H38V206H40ZM150 209V208H149ZM148 209V210H149ZM32 216V215H31ZM169 217H172V214L169 216ZM161 230V227H160V229H159V231ZM101 231H103V228H101ZM146 233V232H145ZM155 233V232H154ZM154 233H146V234H154ZM203 236H204V234L203 233H199V235H198V239H201V238H203ZM195 239V238H194ZM198 247H199V245H198ZM200 247H201V245H200ZM188 248H190V247H188ZM26 250V249H25ZM22 251H23V248H22ZM27 252H29V251H27ZM164 253V252H163ZM31 255H33V254H31ZM74 256H72V258H73ZM102 259H104V258H102ZM100 260V259H99ZM105 260V259H104ZM160 260L163 262V263H165V264H169L168 262H169V258H168V256L166 255L165 256V259H161L160 258ZM38 261V260H37ZM106 261V260H105ZM166 261V262H165ZM99 264H103V263H99Z\"/></svg>", "mask_w": 264, "mask_h": 264}, {"label": "crops", "instance_id": "8", "mask_svg": "<svg viewBox=\"0 0 264 264\" xmlns=\"http://www.w3.org/2000/svg\"><path fill=\"white\" fill-rule=\"evenodd\" d=\"M136 9V8H135ZM138 10V9H137ZM141 14V12H140V10H139V14L138 15H140ZM152 15V14H151ZM146 17H148V16H146ZM116 24V23H115ZM117 25V24H116ZM141 25V24H140ZM118 26V25H117ZM134 26H135V22L133 23V30H134ZM118 28H119V26H118ZM119 32H120V28H119ZM121 34V33H120ZM122 38H124V37H122ZM108 40H110V39H108ZM111 41V40H110ZM120 44V43H119ZM119 46H121V45H119ZM180 94V93H179ZM52 96H53V94H52Z\"/></svg>", "mask_w": 264, "mask_h": 264}, {"label": "snow or ice", "instance_id": "9", "mask_svg": "<svg viewBox=\"0 0 264 264\" xmlns=\"http://www.w3.org/2000/svg\"><path fill=\"white\" fill-rule=\"evenodd\" d=\"M165 43H167V41H165Z\"/></svg>", "mask_w": 264, "mask_h": 264}]
</instances>
